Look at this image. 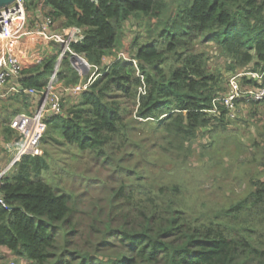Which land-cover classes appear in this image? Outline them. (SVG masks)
I'll return each mask as SVG.
<instances>
[{
	"label": "trees",
	"instance_id": "obj_1",
	"mask_svg": "<svg viewBox=\"0 0 264 264\" xmlns=\"http://www.w3.org/2000/svg\"><path fill=\"white\" fill-rule=\"evenodd\" d=\"M23 2L29 28L49 18L50 32L83 31L62 57L56 80L63 88L94 71L88 87L67 98L62 113L44 115L41 141L59 137L103 165L133 174L135 181L112 188L105 205L93 201L79 212L72 195L40 178L50 169L47 150L23 155L0 185V247L14 256V264H264V179H251L234 201L199 204L184 196L181 185L147 183L136 166H123L131 154L113 158L128 145L125 112L162 129L169 143L186 151L207 127L218 123L225 129L229 112L215 101L227 92L223 74L210 67V52L195 46L200 39L212 42L227 72L264 74V0ZM131 18L148 19L149 35L142 43L135 37L125 59L118 49ZM60 52L22 71L11 117L31 112L36 95L26 90L47 85ZM72 54L81 55L90 72L81 76ZM246 75L240 78L245 83L264 86V76L259 82ZM253 144L264 149V141Z\"/></svg>",
	"mask_w": 264,
	"mask_h": 264
},
{
	"label": "rangeland",
	"instance_id": "obj_2",
	"mask_svg": "<svg viewBox=\"0 0 264 264\" xmlns=\"http://www.w3.org/2000/svg\"><path fill=\"white\" fill-rule=\"evenodd\" d=\"M147 22L146 18H131L125 27L122 46L118 49L119 57L128 58L129 48L135 37L138 38L139 43L146 40L149 35ZM152 22L154 23V19ZM195 48L208 50L211 54L210 67L217 68L223 74L227 92L221 94L219 98H224L230 89L232 90L231 78L238 72L225 71V57L218 54L212 42L200 39ZM112 57L114 55L106 58L105 61L113 59ZM90 68L89 65L85 69L77 70L83 76L90 72ZM93 73L94 71L89 78ZM239 73L244 74L243 70ZM251 73H246V76L259 82L264 76L258 74L259 77L255 78ZM240 78L238 81L241 93L256 90L254 85L245 83ZM57 84L61 83L57 82ZM59 90L57 89L55 93L61 97L64 106L68 97L71 100L75 94H79L65 92L67 96H62ZM256 102L260 103L253 106L250 103L234 101L232 111L230 110L227 115L231 121L226 120L228 123L225 129L218 123L207 127L202 132L203 136L192 142L190 151H186V147L182 148L175 141L169 143L164 137L165 132L162 129H154L152 126L155 125L152 123L134 120L133 115L125 112L124 118L129 123L128 145L116 152L113 158H118L122 151L131 154L125 162L122 160L124 163L121 161L123 166L128 169L136 166V169L144 174V181L147 183L179 184L183 188L184 196L199 204L214 205V201L218 203L234 201L244 194L251 184V179L257 177L264 179V149L260 150L259 146L255 147L253 144L264 141V100H256ZM14 103L12 95L5 101L0 100V135L4 127H9L10 121L4 120H8V114ZM6 135V142L10 147L16 135L14 132H8ZM57 140L40 143L41 153L47 150L46 159L50 164V169L43 172L40 178L50 185L57 184L60 189L72 195L79 212L88 210L93 201L105 205L112 188L118 187L120 182H124L127 188L135 181L133 174L118 168L115 170L113 163L103 165L102 162L95 160L91 153L80 152L76 145L65 144L59 137ZM0 148L3 152L9 151L10 156L13 154V150L8 149L7 146V149ZM14 261V256L8 250L0 249V264Z\"/></svg>",
	"mask_w": 264,
	"mask_h": 264
},
{
	"label": "built area",
	"instance_id": "obj_3",
	"mask_svg": "<svg viewBox=\"0 0 264 264\" xmlns=\"http://www.w3.org/2000/svg\"><path fill=\"white\" fill-rule=\"evenodd\" d=\"M49 23L50 19L45 18L42 24L43 28ZM24 35H27V15L23 0H17L16 3L4 9H0V89L10 81L16 82L24 70L21 54L17 50V43ZM49 38H53L54 41L60 43L62 45V51L60 52L59 59L54 66L47 85L41 89V91H37L33 88L26 90L29 94L39 96L38 107H36L32 114L23 113L15 115L9 122V127L16 135L11 146L9 147L8 145V148L13 150L12 159L8 166L9 169L19 161L23 155L41 154L40 143L47 129L44 115L49 113L59 114L63 111L61 97L55 93V91L60 89L67 93H80L85 90L93 80L92 76L84 82L80 81L70 89L63 88L61 84H57L56 82V73L59 70L65 51L69 50V44L71 42L76 43L83 39V31L80 28L68 27L63 29L62 34L50 35ZM84 62L87 68L89 64L85 60ZM251 74L255 76V78L259 77L256 73ZM243 75H246V73ZM243 75L238 72L235 77H232L230 80L232 90L230 89L228 95L224 98L215 99L217 102L222 101L228 112L233 108L235 99H245L246 101L264 100V86L255 91H248L245 94L241 93L238 78ZM262 75L263 74L260 76L262 77ZM14 90L15 92H19L22 89L16 87ZM214 110H216V106ZM3 175L4 173L0 174V185ZM0 204H4L1 195ZM6 264H14V262Z\"/></svg>",
	"mask_w": 264,
	"mask_h": 264
},
{
	"label": "crops",
	"instance_id": "obj_4",
	"mask_svg": "<svg viewBox=\"0 0 264 264\" xmlns=\"http://www.w3.org/2000/svg\"><path fill=\"white\" fill-rule=\"evenodd\" d=\"M43 22L44 19L40 20L36 28H29L27 26V35H24L17 43V50L21 54V61L24 70L37 66L46 57L59 53L60 49L62 50V45L60 43L54 41L53 38H49L50 35L60 34V33L53 30H52L53 32H50L51 29H47V26L43 28L42 25ZM16 87H17L16 82L14 81L8 82L3 88L0 89V100L5 101L11 95L13 96L16 93H18L15 92L14 90V88ZM38 97L39 96H36L35 99L32 101L31 107L29 108V111H31L30 113H26L22 111L17 114H23V113L32 114L33 111L36 109V107H38L39 105ZM10 117H11V112L8 114V119ZM11 119L4 121L9 122ZM7 128L8 126L4 127V131L0 135V147H5V148L6 146L8 147L7 145L8 142H6L7 138H5V135L7 132L12 133L13 130L7 131ZM9 153H10L9 151H7V153L3 152V150L0 148V174L1 173L5 174L9 169L7 166H9L8 164L10 163L12 158V154L10 156ZM0 249L7 250L6 248H2V247H0Z\"/></svg>",
	"mask_w": 264,
	"mask_h": 264
},
{
	"label": "water",
	"instance_id": "obj_5",
	"mask_svg": "<svg viewBox=\"0 0 264 264\" xmlns=\"http://www.w3.org/2000/svg\"><path fill=\"white\" fill-rule=\"evenodd\" d=\"M16 1L17 0H0V9H4L10 6L16 3ZM70 61L75 68H86V63L77 54H72L70 57Z\"/></svg>",
	"mask_w": 264,
	"mask_h": 264
},
{
	"label": "bare ground",
	"instance_id": "obj_6",
	"mask_svg": "<svg viewBox=\"0 0 264 264\" xmlns=\"http://www.w3.org/2000/svg\"><path fill=\"white\" fill-rule=\"evenodd\" d=\"M62 33H63V30H62ZM62 33H61V34H62ZM61 51H62V50H61ZM66 51H67V50H66ZM66 51H65V52H66ZM78 56H79V55H78ZM79 57L83 60V57H81V56H79ZM84 60H85V59H84ZM84 60H83V61H84ZM76 69H79V68H76ZM57 72H58V71H57ZM56 75H57V73H56Z\"/></svg>",
	"mask_w": 264,
	"mask_h": 264
}]
</instances>
